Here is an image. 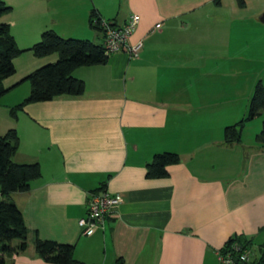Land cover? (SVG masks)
<instances>
[{
    "label": "crops",
    "instance_id": "1",
    "mask_svg": "<svg viewBox=\"0 0 264 264\" xmlns=\"http://www.w3.org/2000/svg\"><path fill=\"white\" fill-rule=\"evenodd\" d=\"M2 1L12 10L0 24L21 50L46 30L102 45V32L88 23L92 10L117 26L137 14L130 42H142L137 59L118 52L105 65L76 69L81 96L27 105L16 120L8 110L29 94L21 81L57 55L25 51L14 60L0 99V135L15 129L14 161L39 163L41 176L10 197L29 230L26 251L11 264H47L36 254V236L73 245L83 264H220L233 237L251 240L249 261L254 248L262 254L264 152L256 139L224 143V113L215 112L212 86L199 79L200 70V78L213 72L215 48L230 41L233 0H126L121 16L108 13V0ZM163 152L178 154L180 164L166 178L147 179V164ZM97 192L120 204L84 235L78 220Z\"/></svg>",
    "mask_w": 264,
    "mask_h": 264
},
{
    "label": "trees",
    "instance_id": "2",
    "mask_svg": "<svg viewBox=\"0 0 264 264\" xmlns=\"http://www.w3.org/2000/svg\"><path fill=\"white\" fill-rule=\"evenodd\" d=\"M237 2L241 7L245 4L243 0H237ZM11 10L10 6L0 0V18L9 14ZM88 21L92 29L102 32L103 41L105 37L103 23L119 27L115 22L102 20L95 10L91 11ZM25 51L31 52L38 59L57 55V60L38 68L21 81L28 84L29 94L19 104L9 108L8 114L13 120L17 119L18 114L27 105L52 101L60 96H81L85 86L83 81L72 76L73 72L81 67L105 65L109 58L105 54L103 43L99 45L90 40L63 38L52 30L44 31L37 43L27 50H21L16 45L10 26L0 24V99L8 91L4 87V81L16 72L14 60ZM260 113L264 115V86L261 81H258L249 100L247 117L224 128V143L239 144L244 124L255 119ZM256 141L264 152V118ZM19 143V136L15 129H9L0 135V264H11L9 260L25 252L28 247L29 230L25 225L22 212L10 200V197L14 193L29 191L31 183L41 176L39 163L19 164L14 161ZM180 162V157L176 153L156 154L146 166V178H166L168 177L167 168L178 165ZM235 243L244 250L252 245L251 240L233 237L224 244L220 252H229ZM34 246L36 254L47 264H83L74 258L73 245L43 241L36 236ZM261 251V256L252 264H264V246ZM248 261L238 262V264H249ZM115 264H123V262L118 259Z\"/></svg>",
    "mask_w": 264,
    "mask_h": 264
},
{
    "label": "rangeland",
    "instance_id": "3",
    "mask_svg": "<svg viewBox=\"0 0 264 264\" xmlns=\"http://www.w3.org/2000/svg\"><path fill=\"white\" fill-rule=\"evenodd\" d=\"M125 1L108 0V13L114 16L119 13L121 16L126 10V6L123 9ZM233 1L237 7L233 8L237 18L230 41L225 49L215 48L212 59L215 68L211 74L200 78L202 71H199L200 82H208L212 86L208 95L215 99V112L224 113L225 127L247 117L249 100L255 85L261 81L264 86V23L261 22L264 16V0H243L245 4L242 7L238 5L237 0ZM202 59L199 60L200 66ZM205 62L207 64V61ZM263 118L264 115L260 113L255 119L244 124L242 140L247 144L254 143L255 132L260 134ZM260 255L259 250L254 248L249 264Z\"/></svg>",
    "mask_w": 264,
    "mask_h": 264
},
{
    "label": "built area",
    "instance_id": "4",
    "mask_svg": "<svg viewBox=\"0 0 264 264\" xmlns=\"http://www.w3.org/2000/svg\"><path fill=\"white\" fill-rule=\"evenodd\" d=\"M140 22L137 14H130L125 22L114 27L103 23L105 37L103 48L105 54L110 56L118 52H126L130 58L137 59L142 49V42H130V37L136 31ZM120 204L117 196H112L107 192H97L90 196L88 202V212L85 218L78 220V226L84 235H91L94 230L103 223L106 216L111 214ZM248 250H244L237 243L233 244L227 253H219L220 264H238L249 260Z\"/></svg>",
    "mask_w": 264,
    "mask_h": 264
},
{
    "label": "water",
    "instance_id": "5",
    "mask_svg": "<svg viewBox=\"0 0 264 264\" xmlns=\"http://www.w3.org/2000/svg\"><path fill=\"white\" fill-rule=\"evenodd\" d=\"M261 22L264 23V16L261 18Z\"/></svg>",
    "mask_w": 264,
    "mask_h": 264
}]
</instances>
